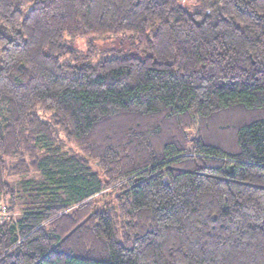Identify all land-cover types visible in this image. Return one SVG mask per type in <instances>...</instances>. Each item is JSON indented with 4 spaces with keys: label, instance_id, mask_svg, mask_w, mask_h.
<instances>
[{
    "label": "trees",
    "instance_id": "1",
    "mask_svg": "<svg viewBox=\"0 0 264 264\" xmlns=\"http://www.w3.org/2000/svg\"><path fill=\"white\" fill-rule=\"evenodd\" d=\"M193 1L0 0V264H264V0Z\"/></svg>",
    "mask_w": 264,
    "mask_h": 264
},
{
    "label": "rangeland",
    "instance_id": "2",
    "mask_svg": "<svg viewBox=\"0 0 264 264\" xmlns=\"http://www.w3.org/2000/svg\"><path fill=\"white\" fill-rule=\"evenodd\" d=\"M181 4L189 12H198L201 8L193 0H181ZM70 42L76 51L77 59L73 62L76 65L83 63L96 64L110 58L141 57V53L137 49L136 44L132 43L127 34L104 39L78 38ZM66 149L77 151L73 145L69 144H65ZM37 178V176H30L23 179H7V183L15 190L18 196L16 210L13 215L15 220L22 215L24 209L28 208L39 194L38 190L40 186ZM27 183H30V187L24 188V185ZM39 197L41 198V196ZM105 202H112V196L98 199L99 207H101L100 204L103 205Z\"/></svg>",
    "mask_w": 264,
    "mask_h": 264
},
{
    "label": "built area",
    "instance_id": "3",
    "mask_svg": "<svg viewBox=\"0 0 264 264\" xmlns=\"http://www.w3.org/2000/svg\"><path fill=\"white\" fill-rule=\"evenodd\" d=\"M9 219H10V213L8 212V210L5 207L0 206V223L6 222Z\"/></svg>",
    "mask_w": 264,
    "mask_h": 264
}]
</instances>
